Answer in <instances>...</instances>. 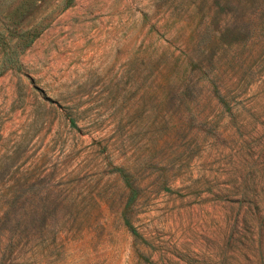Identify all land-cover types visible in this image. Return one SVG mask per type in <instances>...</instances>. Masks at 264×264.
Returning <instances> with one entry per match:
<instances>
[{
    "label": "rangeland",
    "instance_id": "obj_1",
    "mask_svg": "<svg viewBox=\"0 0 264 264\" xmlns=\"http://www.w3.org/2000/svg\"><path fill=\"white\" fill-rule=\"evenodd\" d=\"M0 264H264V0H0Z\"/></svg>",
    "mask_w": 264,
    "mask_h": 264
}]
</instances>
